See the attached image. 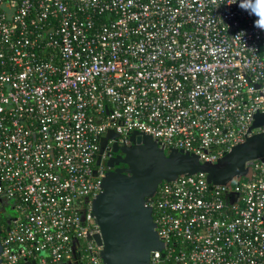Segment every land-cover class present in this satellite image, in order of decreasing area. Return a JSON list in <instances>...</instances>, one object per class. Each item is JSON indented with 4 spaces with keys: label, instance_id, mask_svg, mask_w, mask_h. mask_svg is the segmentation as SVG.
Returning <instances> with one entry per match:
<instances>
[{
    "label": "built area",
    "instance_id": "obj_1",
    "mask_svg": "<svg viewBox=\"0 0 264 264\" xmlns=\"http://www.w3.org/2000/svg\"><path fill=\"white\" fill-rule=\"evenodd\" d=\"M239 0H0V264H103L91 199L144 133L213 163L264 111V31ZM229 187L161 182L148 264H264V157Z\"/></svg>",
    "mask_w": 264,
    "mask_h": 264
},
{
    "label": "water",
    "instance_id": "obj_2",
    "mask_svg": "<svg viewBox=\"0 0 264 264\" xmlns=\"http://www.w3.org/2000/svg\"><path fill=\"white\" fill-rule=\"evenodd\" d=\"M263 123L264 111L255 112L249 128ZM108 136L114 135L107 131L100 139V151ZM128 138L129 146L112 143L110 152L120 154L107 158V164L117 160L125 168L105 172L100 190L90 201L98 232L87 239L100 246L99 258L103 264H148L149 253L162 249L151 208L146 205L161 182L201 173L207 183L229 187L233 180L248 179L249 162L264 157V131L245 137L213 163L199 161L196 155L181 150L165 151L144 133L131 132Z\"/></svg>",
    "mask_w": 264,
    "mask_h": 264
},
{
    "label": "clouds",
    "instance_id": "obj_3",
    "mask_svg": "<svg viewBox=\"0 0 264 264\" xmlns=\"http://www.w3.org/2000/svg\"><path fill=\"white\" fill-rule=\"evenodd\" d=\"M239 6L249 15L255 16L254 26L264 31V0H239Z\"/></svg>",
    "mask_w": 264,
    "mask_h": 264
},
{
    "label": "flooded vegetation",
    "instance_id": "obj_4",
    "mask_svg": "<svg viewBox=\"0 0 264 264\" xmlns=\"http://www.w3.org/2000/svg\"><path fill=\"white\" fill-rule=\"evenodd\" d=\"M102 153L103 150L100 151V149L98 150L97 154H98V159H96L93 162V166L94 168L96 167H100L102 173L104 174L107 171L113 170V169H124L125 165L121 162H116L117 160L113 161L111 160L108 164H107V158L109 157H114V156H119L120 152L119 151H114V152H110V151H106L105 155H107V158L104 159L102 158ZM112 165V166H111Z\"/></svg>",
    "mask_w": 264,
    "mask_h": 264
}]
</instances>
